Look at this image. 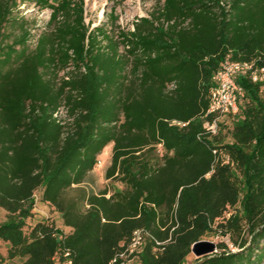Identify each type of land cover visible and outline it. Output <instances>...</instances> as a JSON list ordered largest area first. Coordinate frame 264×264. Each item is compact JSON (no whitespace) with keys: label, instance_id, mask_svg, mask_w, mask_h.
I'll return each instance as SVG.
<instances>
[{"label":"trees","instance_id":"trees-1","mask_svg":"<svg viewBox=\"0 0 264 264\" xmlns=\"http://www.w3.org/2000/svg\"><path fill=\"white\" fill-rule=\"evenodd\" d=\"M31 1L50 10L46 27L32 48L26 29L6 41L14 9ZM156 1L132 29L108 31L85 25L83 0H0L7 259L108 264L144 229L150 236L134 264L264 260V79L238 76V113L216 134L203 129L223 58L264 66V0ZM109 144L104 175L121 189L70 195ZM38 200L67 230L48 218L28 222ZM219 233L234 237L236 249L221 241L214 253L192 254L194 242Z\"/></svg>","mask_w":264,"mask_h":264},{"label":"rangeland","instance_id":"rangeland-1","mask_svg":"<svg viewBox=\"0 0 264 264\" xmlns=\"http://www.w3.org/2000/svg\"><path fill=\"white\" fill-rule=\"evenodd\" d=\"M55 2L56 0H52ZM84 2V21L85 25L90 28L94 26H103L108 31L119 29L128 30L133 28V22L139 17H149L160 6L161 2L156 0H83ZM50 15L48 8H41L34 2L19 3L14 9L12 18L17 19L12 21L5 27V34L10 35L6 41L18 37L23 29H26L30 33V37L27 40V44L32 48L35 44L36 38L40 32L46 27ZM116 18L112 23L113 18ZM18 48V46H17ZM62 72L59 73V76ZM57 116L61 119L66 118V112L63 107L58 111ZM231 125V123H228ZM229 141V138H225ZM112 144L107 145L103 151L97 157V163L94 169L87 175L85 181L77 187L70 189L68 193L72 196L78 195L83 190L85 192H99L103 189L108 191L120 190L122 185L119 182L107 179L105 177V170L110 164ZM160 154V152H158ZM100 161V164H99ZM48 218L54 222V224L61 229L67 230L63 227L60 214L51 208L50 205L37 201L33 209V217L28 220L30 224ZM5 219V211L0 208V222ZM244 236H247V232H244ZM234 238V237H233ZM233 238L228 234H216L208 236L206 240L213 241L215 243L225 242L228 247L231 246L233 250L236 247L232 246ZM8 243L0 240V261L2 264H19L20 259H7ZM192 256H189L187 263L191 262ZM5 260V262H4ZM261 264H264V260Z\"/></svg>","mask_w":264,"mask_h":264},{"label":"built area","instance_id":"built-area-1","mask_svg":"<svg viewBox=\"0 0 264 264\" xmlns=\"http://www.w3.org/2000/svg\"><path fill=\"white\" fill-rule=\"evenodd\" d=\"M248 75L253 82L264 79V66L257 67L254 62L233 60L227 54L220 63L219 68L212 76L209 102L205 111L203 129L205 133L213 135L218 133L220 122L229 115H235L240 109L242 88L237 83L238 76ZM215 153V150H213ZM100 164V161H99ZM150 236L144 229L134 231L127 244H121V249L108 264H134L143 240ZM229 248L232 249L231 246ZM68 256V253H65ZM59 264H73L71 259L64 258Z\"/></svg>","mask_w":264,"mask_h":264},{"label":"water","instance_id":"water-1","mask_svg":"<svg viewBox=\"0 0 264 264\" xmlns=\"http://www.w3.org/2000/svg\"><path fill=\"white\" fill-rule=\"evenodd\" d=\"M216 251V243L210 240H199L191 246V252L195 257H201L214 253Z\"/></svg>","mask_w":264,"mask_h":264}]
</instances>
